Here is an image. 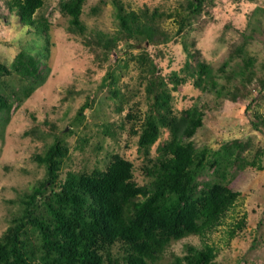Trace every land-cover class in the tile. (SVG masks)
Returning <instances> with one entry per match:
<instances>
[{"label":"rangeland","instance_id":"obj_1","mask_svg":"<svg viewBox=\"0 0 264 264\" xmlns=\"http://www.w3.org/2000/svg\"><path fill=\"white\" fill-rule=\"evenodd\" d=\"M60 1L43 0L34 15L36 24L25 25L0 0V65L9 71L0 69V91L7 98L13 89L14 94L23 85L37 84L21 103L13 102L8 114L0 112V235L10 218L22 213L24 193L44 175V166L33 156L46 150L61 129L71 128L73 133L61 136L68 153L59 180L67 170H103L114 154L132 162L137 183L148 181L144 170L148 159L139 151L134 132L150 107L145 90L148 65L139 67L133 59V54L145 48V55L167 83L172 116L179 117L193 106L206 111L203 125L191 139L196 152L207 148L198 179L213 177L215 152L230 156L228 171L234 169L235 155L246 157V163L255 160L236 172L231 186L240 194L206 239L217 247L215 264H264V89H260L264 81V0H205L202 13L191 19L183 35L176 33L178 13L185 15L188 0H118L126 10L164 13L159 25L170 38L158 44L145 41L128 50L119 41L122 49L111 51L109 60H98L90 47L100 49L103 38L122 34L114 0L85 1L81 20L90 45L68 31ZM167 13L170 17L165 18ZM37 17L47 28L38 26ZM184 45L192 57H187ZM20 51L38 63L36 79L11 71ZM248 56L254 58L252 67L234 74L233 69ZM203 59L217 81L214 88L195 86L191 77L177 85L168 80L173 73L183 75V68L188 73ZM107 69L115 72L116 81L101 87ZM205 101L206 109L202 107ZM83 103L87 108L77 119ZM167 138L164 129L149 148V158L157 155V146ZM224 147L228 148L225 152ZM240 219L244 224L229 238V230ZM187 244L200 245V239L191 235L172 241L157 264H174V257L183 254Z\"/></svg>","mask_w":264,"mask_h":264},{"label":"trees","instance_id":"obj_2","mask_svg":"<svg viewBox=\"0 0 264 264\" xmlns=\"http://www.w3.org/2000/svg\"><path fill=\"white\" fill-rule=\"evenodd\" d=\"M4 1L23 24H36L34 15L42 7L43 0ZM85 1L61 0L59 6L60 12L68 18V31L83 37V43L90 45L87 27L81 20ZM204 1H187L185 15L178 13L177 35H183L191 19L202 13ZM114 3L122 34L103 38L102 45H98L100 49L90 47L98 60H109L111 51L117 53L122 49L120 42L128 50L145 41L158 44L169 40V33L159 25L164 13L154 9L126 10L118 0ZM37 23L47 28V23L39 17ZM242 47L244 45L239 51ZM184 51L188 58L192 57L188 46L184 45ZM133 59L139 67L148 65L145 90L149 112L139 130L134 131L138 134V149L148 159L144 167L148 181L137 183L132 162L114 154L103 170H67L59 180L63 159L68 153L61 136L73 133L71 128L69 131L61 129L46 150L33 156L44 166V175L24 193L20 199L22 213L13 215L0 235V264H157L172 241L191 235L200 239V245L187 244L184 253L174 257L173 263L215 264L217 247L206 239L222 223L226 211L240 194L231 186L237 171L255 160L246 163V157L235 155L234 169L228 171L230 156L215 152L211 160L215 165L213 177L210 181L198 179L203 169L201 157L207 148L200 150L202 153L196 152L191 139L203 125L206 111L193 106L174 118L166 92L167 83L156 64L145 55V48L133 54ZM253 62L252 56L246 57L233 73H243ZM11 68L24 78L36 79L39 75L38 63L25 51L18 52ZM0 69L9 72L3 65ZM182 72L183 75L173 73L168 80L177 85L191 77L194 85L200 88L217 85L204 59L188 73L184 68ZM115 81V72L107 69L101 87ZM260 84V89H264V81ZM35 87L37 84L23 85L17 93L11 90L7 98L0 91V112L8 114L13 102L21 103ZM202 107L206 109L207 101ZM85 108L86 103L79 106L77 119L83 116ZM253 126L257 127V123ZM164 129L168 138L157 146V155L149 158V148ZM232 142L240 146L238 141ZM226 150L228 148L224 147L223 151ZM243 224V219L236 222L229 230V238L234 237Z\"/></svg>","mask_w":264,"mask_h":264}]
</instances>
